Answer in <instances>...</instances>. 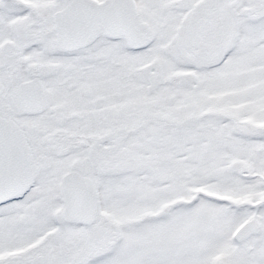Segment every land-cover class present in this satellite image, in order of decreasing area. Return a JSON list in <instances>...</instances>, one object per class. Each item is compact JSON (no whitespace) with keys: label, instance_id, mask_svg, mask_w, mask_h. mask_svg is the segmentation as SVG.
Listing matches in <instances>:
<instances>
[{"label":"snow or ice","instance_id":"obj_1","mask_svg":"<svg viewBox=\"0 0 264 264\" xmlns=\"http://www.w3.org/2000/svg\"><path fill=\"white\" fill-rule=\"evenodd\" d=\"M0 264H264V0H0Z\"/></svg>","mask_w":264,"mask_h":264}]
</instances>
